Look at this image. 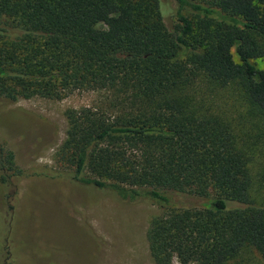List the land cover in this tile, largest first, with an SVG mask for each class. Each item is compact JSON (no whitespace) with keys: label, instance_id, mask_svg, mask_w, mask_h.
Masks as SVG:
<instances>
[{"label":"trees","instance_id":"1","mask_svg":"<svg viewBox=\"0 0 264 264\" xmlns=\"http://www.w3.org/2000/svg\"><path fill=\"white\" fill-rule=\"evenodd\" d=\"M258 58L264 0H0V100L100 96L64 110L60 167H19L0 142V264H17L18 183L29 176L159 206L145 233L152 264H224L246 245L264 260L249 165V136L264 145ZM2 115L22 140L54 133L25 108Z\"/></svg>","mask_w":264,"mask_h":264},{"label":"rangeland","instance_id":"2","mask_svg":"<svg viewBox=\"0 0 264 264\" xmlns=\"http://www.w3.org/2000/svg\"><path fill=\"white\" fill-rule=\"evenodd\" d=\"M256 64L264 68V58L256 59ZM228 90L233 93L234 88ZM99 97L95 91L76 90L61 99L33 95L18 96L12 103L0 100V142L13 151L19 167H60L56 149L65 138L64 110L91 106ZM6 106L25 108L52 122L54 133L48 142L34 134L31 140L20 139L10 126L14 123L3 118ZM13 122L25 130L23 120ZM250 137L257 142L249 163L252 195L264 208V145ZM94 193L68 179L29 176L20 180L13 230L17 264H152L145 233L150 219L162 209L152 203L121 202L110 194L90 196ZM173 264L180 263L174 260ZM224 264H264V260L257 249L246 245Z\"/></svg>","mask_w":264,"mask_h":264}]
</instances>
